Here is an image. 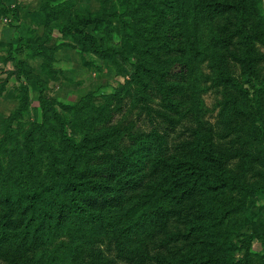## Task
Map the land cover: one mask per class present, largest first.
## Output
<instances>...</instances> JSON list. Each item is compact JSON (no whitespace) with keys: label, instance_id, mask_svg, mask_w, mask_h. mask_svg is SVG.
<instances>
[{"label":"trees","instance_id":"obj_1","mask_svg":"<svg viewBox=\"0 0 264 264\" xmlns=\"http://www.w3.org/2000/svg\"><path fill=\"white\" fill-rule=\"evenodd\" d=\"M261 3L156 0L146 5L151 14L144 18L154 21L148 26L121 22L129 27L123 35L140 46L128 84L147 132L125 133L105 122L75 138L53 103L38 98L57 123L64 154L49 152L50 174L40 179L39 156L26 137L24 167L5 177L23 189L0 191V264H264L251 250L252 236L236 246L226 229L264 193ZM104 16L93 19L102 23ZM209 22L217 25L204 36ZM129 31L147 34L144 44ZM203 63L212 87L228 95L218 101L220 130L200 112L199 95L208 88L200 90L193 76ZM174 65L184 68L186 82L170 73ZM187 97L194 126L180 108ZM234 161L240 172L230 169ZM258 230L251 225V235Z\"/></svg>","mask_w":264,"mask_h":264},{"label":"rangeland","instance_id":"obj_2","mask_svg":"<svg viewBox=\"0 0 264 264\" xmlns=\"http://www.w3.org/2000/svg\"><path fill=\"white\" fill-rule=\"evenodd\" d=\"M154 1L0 0V191L16 186L5 177L10 173L18 176L24 167L23 144L29 134L39 156L35 173L40 179L50 174L49 152L63 157L57 123L39 109L40 97L52 102L66 118L68 132L75 138L105 122L118 125L125 133L147 132V120L136 109L131 95L134 88L128 84L140 46L123 35L122 29L129 27L121 22L131 21L139 28L148 26L154 21L144 18L151 14L146 5ZM100 13L106 15L102 23L93 19ZM261 13L264 16V0ZM69 25H74V30ZM216 25L217 22L204 23V36ZM129 32L139 45L147 35ZM93 43L102 49V55ZM184 72L178 65L170 71L174 78L186 82V78L182 79ZM210 75L207 63L194 67L193 79L196 78L198 88H208L199 95L203 121L220 130L223 124L219 102L228 95L222 97L225 91L212 87ZM180 108L183 120L194 126L196 112L191 98L187 97ZM60 164L56 166L62 168ZM229 166L233 172H240L237 161ZM248 181L256 182V178L248 174ZM23 186L17 184L16 188ZM252 224L260 227V235H251ZM226 229L233 234L228 239L236 246L252 236L251 250L264 258V193L255 197L252 206L231 216ZM236 254L241 256L240 251Z\"/></svg>","mask_w":264,"mask_h":264}]
</instances>
